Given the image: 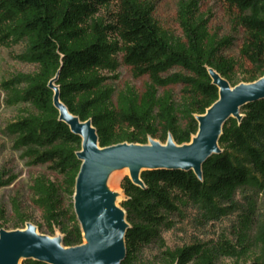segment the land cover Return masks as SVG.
Instances as JSON below:
<instances>
[{
    "label": "trees",
    "instance_id": "16d2710c",
    "mask_svg": "<svg viewBox=\"0 0 264 264\" xmlns=\"http://www.w3.org/2000/svg\"><path fill=\"white\" fill-rule=\"evenodd\" d=\"M203 1L178 0V37L159 26L152 4L143 0H0V44H24L19 58L35 67L1 84L5 104L22 108L5 134L31 166L47 167L56 177H37L31 186L41 214L33 225L43 235L59 233L66 248L84 242L74 209L82 140L59 119L53 80L60 102L82 122L91 120L100 147L108 148L148 145L151 139L165 145L169 136L178 146L190 144L199 130L197 117L219 100L210 70L233 88L264 77V0H221L232 12L234 31L244 32L239 59L226 54L234 38L210 30ZM121 64L136 78H148L143 92L131 85L118 92L109 84L119 79ZM169 87L180 92H161ZM241 115L225 124L221 153L206 161L202 180L180 170L145 172L140 186L123 179L121 209L129 229L122 264H217L220 255L204 245L166 249L162 231L183 208L216 206L218 194L262 183L264 100L247 105ZM12 182L0 175V190ZM14 211L16 230L32 224L19 206ZM153 247L159 251L150 258Z\"/></svg>",
    "mask_w": 264,
    "mask_h": 264
},
{
    "label": "water",
    "instance_id": "95a60500",
    "mask_svg": "<svg viewBox=\"0 0 264 264\" xmlns=\"http://www.w3.org/2000/svg\"><path fill=\"white\" fill-rule=\"evenodd\" d=\"M219 100L203 116H198L199 130L190 144L178 146L172 136L165 145L150 140L148 145L120 144L101 148L92 121L82 122L60 102L57 79L50 83L54 90V106L60 121L82 140L77 154L81 162L76 179L74 209L86 245L63 246L62 237L52 238L38 233L33 224L25 230L0 231V264H122L126 258V213L116 204L107 188L111 173L126 169L135 185H142L141 175L148 171L180 170L203 178V166L213 155L221 153L219 140L225 124L242 119L241 110L264 100V77L253 84L237 87L209 71Z\"/></svg>",
    "mask_w": 264,
    "mask_h": 264
},
{
    "label": "rangeland",
    "instance_id": "374dc122",
    "mask_svg": "<svg viewBox=\"0 0 264 264\" xmlns=\"http://www.w3.org/2000/svg\"><path fill=\"white\" fill-rule=\"evenodd\" d=\"M143 1L152 4L153 16L161 28L181 36L176 16L178 0ZM201 11L211 13L209 28L213 33L220 37L234 38V44L226 54L239 59L244 32L241 29L234 31L232 28V12L228 6L221 0H204ZM24 49L22 43L0 44V175L6 180L13 179L10 186L0 190V231L6 232L18 231L15 228V225L19 224L15 217V206H19L28 223H40V211L32 202V182L40 176L56 180L47 167L31 166L22 154L13 148L11 140L5 134L6 125L20 115L22 108H10L5 104L6 96L1 84L18 74H30L35 71L34 66L25 64L19 58ZM118 74V80L109 82L118 92L126 85H131L141 93L148 82L147 77L136 78L132 69L123 64ZM164 90L173 91L175 94L180 92L179 87H169L161 92ZM154 142L159 143L157 140ZM114 174L118 176L111 194L115 196L116 204L121 208V203L125 200L121 183L125 177H129V171L123 169L111 173ZM107 188L109 189L108 181ZM215 201L216 206L200 204L183 208L179 215L173 217L172 226L162 231L165 248L175 250L199 244L220 255L217 264H250L257 260L264 263V180L258 187L238 190L232 195L220 193ZM37 230L43 235V231ZM59 237L61 235L56 233L52 238ZM86 244L84 240L83 245ZM158 251L157 247H153L148 251V257H154Z\"/></svg>",
    "mask_w": 264,
    "mask_h": 264
},
{
    "label": "bare ground",
    "instance_id": "6f19581e",
    "mask_svg": "<svg viewBox=\"0 0 264 264\" xmlns=\"http://www.w3.org/2000/svg\"><path fill=\"white\" fill-rule=\"evenodd\" d=\"M117 176V174H114L108 177L109 192H111V190L114 188Z\"/></svg>",
    "mask_w": 264,
    "mask_h": 264
}]
</instances>
